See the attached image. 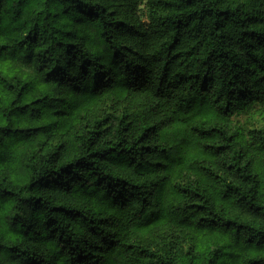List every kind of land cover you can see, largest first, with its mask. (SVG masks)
I'll return each mask as SVG.
<instances>
[{
  "label": "clouds",
  "instance_id": "obj_1",
  "mask_svg": "<svg viewBox=\"0 0 264 264\" xmlns=\"http://www.w3.org/2000/svg\"><path fill=\"white\" fill-rule=\"evenodd\" d=\"M194 4L0 0V96L44 98L29 109L0 104V264H174L178 255L184 264H208L209 259L211 264H249L254 245L248 237L264 247V209L250 208L257 188L264 197V0ZM224 8L229 9L227 19L216 16ZM192 11L207 16L199 27L212 40L204 53L207 65L201 60L190 69L200 71V78L177 86L172 76L161 79L164 29L182 26ZM137 30L139 38L131 35ZM126 89L130 97L136 95L133 89L143 90L153 105L145 115L153 121H185L174 135L151 141L167 151L140 154L137 145L131 162L123 153L117 155L123 146L117 137L92 143L87 132L77 135L82 125L73 128L71 114L82 102ZM157 91L164 94L158 104L152 97ZM57 108L68 115L54 116ZM208 112L246 116L239 125L227 119L215 122L224 138L240 128L244 140L233 142L238 161L230 153L188 159L192 146L203 150L209 143L201 133L213 125L192 119ZM34 116L49 118L43 120L52 125L49 135L65 141L64 149L53 153L31 147L39 131L32 127ZM193 123L200 127L193 129ZM165 157L159 171L152 167L151 161ZM257 158L261 166L241 167ZM227 163L236 167L228 169ZM204 164L221 176L207 182L196 179L191 169ZM241 176L249 183L238 179ZM229 184L240 188L225 202L220 198ZM184 188L189 192L183 199L172 197ZM192 203H205L206 210L199 212L189 206ZM201 215L215 217L214 230L228 237L211 257L196 250V233L178 224L184 219L203 224ZM229 216L241 223L230 226ZM157 217L151 235L140 238L135 226ZM190 235L193 251L186 255L184 240Z\"/></svg>",
  "mask_w": 264,
  "mask_h": 264
},
{
  "label": "trees",
  "instance_id": "obj_2",
  "mask_svg": "<svg viewBox=\"0 0 264 264\" xmlns=\"http://www.w3.org/2000/svg\"><path fill=\"white\" fill-rule=\"evenodd\" d=\"M39 3V0H37ZM169 7L165 6V10ZM188 7L195 8L194 0H188ZM229 12V9H221L216 13L217 17L223 16L224 19H227L224 16V13ZM187 15L190 17V20L185 22L182 26L177 24L174 27H169L164 29L166 34V39H164V45L166 47L162 48L163 55L160 59L163 62L161 79L165 76L174 77L177 86L185 83L187 80L193 78H200V71H191L193 65L199 66L201 60H204V64L207 65V60L204 59V53L207 49L208 43L211 42L212 36L208 34L204 28L199 27V25L207 20V16L202 12L197 14L195 11L188 12ZM211 15V13H208ZM163 23V22H162ZM221 27L217 25V30ZM160 31L159 28L155 29ZM28 35L31 36V31L28 32ZM132 36L139 38V30L137 32L131 33ZM221 38H223L224 33H220ZM215 50V49H214ZM221 56H224V53H219ZM211 56V53L208 54ZM14 71V70H13ZM205 79L208 77V73L205 71L203 73ZM171 83V81H170ZM136 93L135 96H129L127 89L124 92H118L116 95L108 96L104 98L93 97L92 99L82 102L78 109L71 114V123L72 127L75 128L77 125H82L77 130V135H84L85 132L88 133V140L92 143H95L98 139L105 136H114L118 138V145H123L119 147L117 155L121 153L130 160L135 162V157L132 155V149H137L140 154L147 152L148 154L160 155L161 153L167 151V149L160 148L159 144H155L151 141H154L156 138L163 140L165 137L174 135L178 131V126L183 125L185 121H175L173 120L171 124L167 123L165 120L153 121L147 115L146 112L153 110V105L151 104L150 99L143 94L142 89H133ZM117 95L119 99H117ZM152 97L157 98V104L160 99L164 98V94L159 91L152 93ZM44 98H21L20 94H17L14 97H4L0 96V104L8 103L16 105L20 109H29L31 106L38 105ZM15 110V109H14ZM33 107V111H34ZM68 113L56 109L54 116H66ZM256 117H259V114H256ZM34 123L32 127L38 129L36 133V142L31 145L35 150H44L52 151L53 153L59 152L65 148V141L59 137H53L49 135V132L52 128L50 123L43 122V120H48V117H44L43 120L39 116H34ZM170 119V118H169ZM193 121H208L213 125L212 128L203 129L201 135L204 139L209 141L205 145L204 149L201 150L199 146H192L189 151L188 159L198 160V159H208L210 157H215L217 155L231 154L233 161H238L237 152L233 150V142H243L244 137L240 132V128L237 127L235 130L231 131L230 134L224 138L223 130H217L215 128V122L227 119L231 124L239 125L241 120L246 119V116L243 113L229 114L228 112L223 113H197L192 117ZM53 123H56L53 120ZM193 129L199 128V123H193ZM71 130V129H70ZM254 131V130H250ZM135 140L132 143V140ZM223 138V139H222ZM226 140V142H225ZM220 141V142H217ZM131 143V147H128ZM114 145L113 147H116ZM243 150L242 148L240 149ZM260 151V149H257ZM164 159H156L151 161V165L157 171L160 170V166L164 165ZM123 162V161H121ZM260 159H249L247 163L241 165L242 168L252 165L253 169L261 166ZM228 169L236 167L234 163H227ZM208 169V171H205ZM239 171V169H237ZM191 172L194 174L195 178L201 182L215 181L220 176L219 171L211 169L208 164H204L200 168H192ZM245 183H249L248 178L241 176L238 178ZM240 188V184L232 185L229 184L228 187L224 190L221 200H225L233 189ZM250 191V189H249ZM189 189L184 188L182 191H177L172 195L175 199H183L188 195ZM260 189L257 188V192L253 194V202L250 203V208L254 209H264V203H260L259 200L261 197L259 195ZM201 194H197V199H202ZM241 199H244L242 196ZM192 208H195L199 212H204L206 210L205 203H192L189 205ZM230 207V206H229ZM238 212H243V209H236ZM160 218L157 217L149 223H139L135 226L138 230L136 234L140 238L145 239L151 235L152 226L157 223ZM216 218L211 215H201L200 220L203 221V224L193 225L187 222L186 219L178 222L179 226L184 229H192L196 233L195 246L196 250L202 253L207 254L209 257L218 251V246L222 243L228 242V237L221 231L214 230L213 221ZM227 223L232 226L235 224H240L241 221L233 220L231 216L226 218ZM236 231H240L239 228ZM261 239H264L262 237ZM248 240L253 243V247L249 249L250 261L249 264H262L264 262V256L259 255L261 251H264V247L260 245L259 240L253 241L252 237L249 236ZM129 248H134L135 245L129 243ZM184 247L187 249L186 255H191L193 251V241L191 235L184 240ZM143 249L141 252L143 253ZM167 264H173V262H167ZM174 264H184V257L178 255ZM188 264H192L191 260L188 261ZM208 264H211V259H209Z\"/></svg>",
  "mask_w": 264,
  "mask_h": 264
}]
</instances>
